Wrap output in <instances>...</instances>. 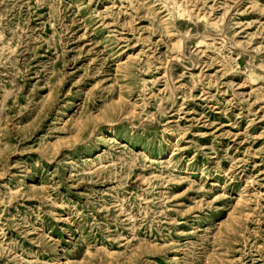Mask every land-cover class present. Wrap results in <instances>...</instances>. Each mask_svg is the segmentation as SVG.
<instances>
[{
	"label": "rangeland",
	"instance_id": "obj_1",
	"mask_svg": "<svg viewBox=\"0 0 264 264\" xmlns=\"http://www.w3.org/2000/svg\"><path fill=\"white\" fill-rule=\"evenodd\" d=\"M0 264H264V0H0Z\"/></svg>",
	"mask_w": 264,
	"mask_h": 264
}]
</instances>
